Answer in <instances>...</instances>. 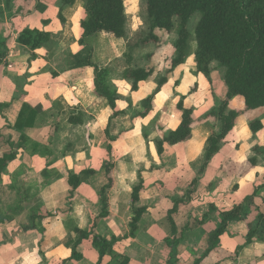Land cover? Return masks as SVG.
Here are the masks:
<instances>
[{"label":"crops","instance_id":"0c3cea01","mask_svg":"<svg viewBox=\"0 0 264 264\" xmlns=\"http://www.w3.org/2000/svg\"><path fill=\"white\" fill-rule=\"evenodd\" d=\"M59 6V0H23L24 14L13 12L15 4L0 24V40L7 42L0 68V158L17 154L0 180V214L13 216L0 224V264H120L124 258L128 264H264V108L248 120L237 119L203 170L208 140L220 128L211 113L228 93L222 71L215 68L209 81L185 62L168 76L169 67L155 71L132 92L129 82L117 79L128 67L126 40L102 32L80 44L85 11L78 17L76 5L65 7L62 22ZM26 29L49 33L57 49H23L17 40ZM95 67L108 72L107 85L119 96L115 110L96 95ZM164 77L168 81L159 90ZM149 97L151 108L143 117ZM181 100L194 111L191 138L159 154L157 142L181 124ZM24 104L38 116L32 129L19 131L14 126ZM229 109L247 111L239 97ZM72 116L81 123L70 124ZM254 118L263 125L257 133L249 128ZM70 172L81 178L76 189ZM141 181L138 207L146 212L136 237L117 243L102 261L92 241L84 240L76 250L80 258H72L77 229L89 232L95 225L93 233L108 239L129 234L133 188ZM107 186L108 215L101 217ZM19 203L25 210L11 212ZM239 204L244 219L231 222L208 252L224 212ZM63 208L60 218L44 215L58 217ZM250 229L255 235L247 245Z\"/></svg>","mask_w":264,"mask_h":264},{"label":"trees","instance_id":"16d2710c","mask_svg":"<svg viewBox=\"0 0 264 264\" xmlns=\"http://www.w3.org/2000/svg\"><path fill=\"white\" fill-rule=\"evenodd\" d=\"M75 3L76 0H59V18L62 22L65 21L62 15L63 9L74 6ZM84 11L85 17L80 23L82 31L80 44H83L84 39L102 32L111 34L117 39H127L128 17L125 0H84ZM197 13L201 14V19L196 25L194 35H192L188 30V24ZM146 14L148 34L141 39L140 45H158L161 42L158 32L171 35L175 27L178 26L173 42L174 54L168 61L167 76L185 64L190 54L191 41H194L197 46L194 56L198 73L211 81V74L217 68L222 71L224 76L228 89L227 98L211 113V116L218 120L220 128L218 132H213L208 140L204 170L213 156L218 153L222 142L226 140L235 127L239 113L229 109V102L236 97H243L246 110L255 111L264 108V0H146ZM1 16L2 10H0V18ZM50 41L51 35L49 33L30 29L24 30L18 38L19 46L32 52L41 49ZM88 53L92 54V51L89 50ZM6 55L7 42L0 40V68L4 65ZM89 59L88 57L86 61L91 66ZM126 60L128 67L122 74L118 75L117 79L129 82L131 91L137 92L140 84L149 81L155 70L154 68L138 66L132 56H126ZM95 72L96 95L107 100L110 107L115 110L119 96L107 85L108 72L99 70L98 67H95ZM167 81V77H164L160 81L158 89L160 90ZM151 101L152 97H149L143 117L150 111ZM2 107L0 105V109ZM177 108L182 113L181 124L175 131L166 132L163 138L157 142L159 154L164 152L166 145L174 146L191 138L194 111L185 108L183 100ZM118 114L120 113L115 112L114 116ZM37 116L38 112L35 109L29 104H24L14 128L19 131L32 129L35 126ZM69 123L77 125L81 123V117L72 116ZM262 127L263 125L259 120L250 124L253 133L259 132ZM25 140L26 137L22 136L21 142ZM109 153H111V148H109ZM16 157L17 154L12 151L0 158V180L9 163L14 161ZM250 163L254 164L255 160H250ZM93 173L94 171L83 172L84 175ZM68 179L70 186L74 189L81 184L80 176L73 172L69 173ZM109 181L111 183V180ZM108 188L109 186L102 191L103 213L101 217L108 215L106 198ZM143 191V181L133 188L134 217L129 225V234L124 237L108 239L93 233L95 225L89 232L77 229L78 241L73 248L72 258H80L76 250L77 246L84 240L90 239L92 241V245L99 252L102 261L117 243L135 238L139 223L146 212L145 208L138 207ZM252 199L253 197L246 202ZM245 215L243 204L224 212L221 226L210 235L208 252L219 245V239L227 230L228 225L231 222L243 220ZM259 218L261 221L262 216ZM254 233L250 229L247 245L253 243ZM128 263L129 259L124 258L120 264Z\"/></svg>","mask_w":264,"mask_h":264},{"label":"rangeland","instance_id":"374dc122","mask_svg":"<svg viewBox=\"0 0 264 264\" xmlns=\"http://www.w3.org/2000/svg\"><path fill=\"white\" fill-rule=\"evenodd\" d=\"M30 1L32 3L34 2V0H30ZM20 2H23V0H0V10H2V16L0 18V24H2V22L6 16H11V14L13 12L19 13L20 16L24 14L25 8L19 9L20 8L19 7ZM15 4H18V9H17V11L12 12V9H13ZM75 5H76L75 11L78 12L76 14L79 17V12H81V14H82V12L84 10V0H76ZM125 6H126L127 17H128V37L126 39L128 49H127V53H125V54H127L126 56L131 57L134 54L135 61H136L135 63L138 66H140L142 68H154V70L157 71L156 73H158L159 69L162 70L164 73H166V69L168 67L166 62L172 58V55H170V54H174L173 42H174L175 37H176L178 26L175 27V30H174L173 34H171V35H168L164 32H158V35L161 38V42L158 45H154V44L144 45V46L140 45L139 43H140L141 39L146 37L148 34L146 0H125ZM27 11H29V8H27L26 12ZM82 15L84 18L85 12H83ZM17 18L18 17H14V20L16 21ZM200 19H201V14L197 13L189 21L188 30L192 35H194L196 25L198 24ZM12 31H13V29L9 30V32H12ZM6 32H7L6 28H4V31H2V34L4 33V35H5ZM9 35H10V33H8V36ZM1 37H3V36L0 35V38ZM17 42H18V40H17ZM106 43H108V42H106ZM195 45H196V43L194 41L190 42V51H191L192 47ZM46 47L48 49H57L58 46H57V43L55 41H50ZM186 65L195 66V68H196L195 57H188L186 60ZM192 74L194 75V72H192ZM195 74L197 75V73H195ZM156 76H157V74H156ZM239 98L243 101V105H244L243 97H239ZM237 112L239 113L238 118L241 116L242 119L246 118L248 120V118H249L248 116H251V115L255 116L258 114L255 112H259V111H252L251 112V111L247 110L246 113H244V114L242 113V115L239 111H237ZM247 112H250V113L247 114ZM254 121H257V119L254 118L252 120V122H254ZM249 128H250V124H249ZM39 205H40V203H36L34 207L38 208ZM26 207L24 206L23 203H19V206L17 208H13L11 210V212L14 211V212L20 213L23 210H25ZM40 211L42 212L43 209L40 208ZM63 211H65V208L58 210V212H59L58 217H53L52 215H50L51 212H50V214H47V212H45L44 215L46 216V218L52 220L53 218H60ZM12 218H13L12 215L5 216V215L0 214V224L8 222ZM33 226H35V225H31V227H33ZM18 227L24 228L25 225H22L20 223L18 225ZM2 241L4 242V240H2Z\"/></svg>","mask_w":264,"mask_h":264}]
</instances>
